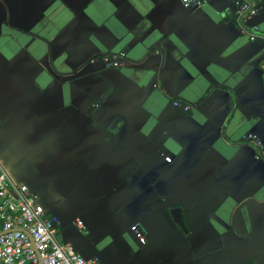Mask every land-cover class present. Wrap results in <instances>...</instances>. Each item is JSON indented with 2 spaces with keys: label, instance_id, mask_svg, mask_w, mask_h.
Wrapping results in <instances>:
<instances>
[{
  "label": "crops",
  "instance_id": "crops-1",
  "mask_svg": "<svg viewBox=\"0 0 264 264\" xmlns=\"http://www.w3.org/2000/svg\"><path fill=\"white\" fill-rule=\"evenodd\" d=\"M256 1L253 41L230 0H0V162L58 243L99 264H264Z\"/></svg>",
  "mask_w": 264,
  "mask_h": 264
},
{
  "label": "built area",
  "instance_id": "built-area-1",
  "mask_svg": "<svg viewBox=\"0 0 264 264\" xmlns=\"http://www.w3.org/2000/svg\"><path fill=\"white\" fill-rule=\"evenodd\" d=\"M209 0H182L187 8H200ZM237 20L245 21L260 10L256 0H230ZM241 33L256 41L260 27H249L242 23ZM106 66L118 67L117 56L105 58ZM174 104L185 112L195 106L180 99ZM244 141L255 146L258 158L264 160V140L255 133H248ZM31 197L27 185H16L8 170L0 162V264H99L100 257H85L71 244H60L55 239L61 220L56 215H47L44 207ZM82 227L83 221L76 220ZM131 231L140 242L147 243L145 233L139 224H133Z\"/></svg>",
  "mask_w": 264,
  "mask_h": 264
},
{
  "label": "water",
  "instance_id": "water-1",
  "mask_svg": "<svg viewBox=\"0 0 264 264\" xmlns=\"http://www.w3.org/2000/svg\"><path fill=\"white\" fill-rule=\"evenodd\" d=\"M172 214H173L175 220L178 222V224L182 228H185V222H184V219H183V210L181 208H174L172 210ZM244 264H248V263H244Z\"/></svg>",
  "mask_w": 264,
  "mask_h": 264
}]
</instances>
